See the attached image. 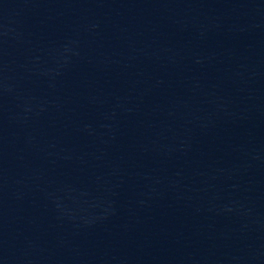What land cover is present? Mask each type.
I'll return each instance as SVG.
<instances>
[{
	"label": "water",
	"instance_id": "95a60500",
	"mask_svg": "<svg viewBox=\"0 0 264 264\" xmlns=\"http://www.w3.org/2000/svg\"><path fill=\"white\" fill-rule=\"evenodd\" d=\"M0 264H264V0H0Z\"/></svg>",
	"mask_w": 264,
	"mask_h": 264
}]
</instances>
